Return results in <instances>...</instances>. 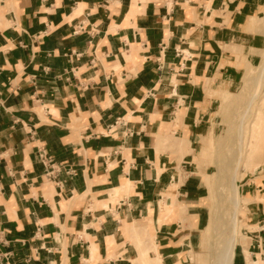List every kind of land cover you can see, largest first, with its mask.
Listing matches in <instances>:
<instances>
[{"label": "crops", "instance_id": "obj_1", "mask_svg": "<svg viewBox=\"0 0 264 264\" xmlns=\"http://www.w3.org/2000/svg\"><path fill=\"white\" fill-rule=\"evenodd\" d=\"M262 6L0 0V264H208L191 155ZM241 185L231 264H264V165Z\"/></svg>", "mask_w": 264, "mask_h": 264}, {"label": "rangeland", "instance_id": "obj_2", "mask_svg": "<svg viewBox=\"0 0 264 264\" xmlns=\"http://www.w3.org/2000/svg\"><path fill=\"white\" fill-rule=\"evenodd\" d=\"M256 16L249 18L246 29L258 34V47L242 52L231 46L232 50L239 52L241 70L236 83L229 88L209 91V96L218 98V105L205 135L200 138L198 146L191 155L194 172L202 178L206 196L205 203L208 206L206 220L208 224L201 236L203 253L206 258L204 261L208 264H215L214 258L228 249L224 241L233 231L232 219L234 217L237 220L234 228L235 238L239 234L238 215L246 201L241 197V184L249 178L250 174H258L264 165V137L263 135V139L259 137L264 127H258L264 121L259 122L258 120V125H255L258 118H264V106L262 105L264 81L261 93L256 95L249 104L251 96L256 94V87H253L252 80H247L248 76L250 79L258 77L260 67L264 64V0ZM247 101H249L248 104ZM242 117V130H240ZM253 127L255 136L258 134L255 141L261 140H257L259 143L254 141L251 148ZM236 193L239 197L235 212L233 205ZM235 238L232 241V247ZM142 260L144 264L160 263L159 260L151 262L152 260L147 256H143Z\"/></svg>", "mask_w": 264, "mask_h": 264}, {"label": "bare ground", "instance_id": "obj_3", "mask_svg": "<svg viewBox=\"0 0 264 264\" xmlns=\"http://www.w3.org/2000/svg\"><path fill=\"white\" fill-rule=\"evenodd\" d=\"M264 64H262L261 65V67H260V70H259V74H258V77H256V78H252V79H250V76H248V78H247V80H252L251 82H253L254 83V85H253V87L255 86L256 87V94L255 95H253V94H251V95H253V96H251V100H250V102L249 101H247V104H248V102H249V104H251V102H252V100L255 98V96L256 95H258L259 93H261V90H262V88H263V79H264ZM252 83V84H253ZM264 93V92H263ZM264 96V95H263ZM249 100V99H248ZM262 105L264 106V101L262 102ZM248 106V105H247ZM242 116V115H241ZM258 120H259V122L260 121H264V118L262 119V118H258L257 119V121H256V123H255V125L257 124L258 125ZM242 123H243V117L241 118V124H240V126H239V128H240V130H242ZM255 125H253L254 127H255ZM254 127H253V129H252V131H253V133H252V135H251V140H253L252 142H251V148H252V146H253V143H254V141H255V139H256V136L258 135H256L255 136V131H254ZM258 127H264V122H263V124L261 123V126H258ZM262 135H263V137H264V130H263V132L259 135V137L261 136V139H263V137H262ZM260 139V140H261ZM258 140V139H257ZM256 140V141H257ZM260 140H258V141H260ZM255 141V142H256ZM257 141V143H259ZM264 142V141H263ZM256 144V143H255ZM255 144H254V146H255ZM257 145V144H256ZM258 146H259V144H258ZM254 148V147H253ZM256 149V148H255ZM253 152H254V150H253ZM253 152H251L252 154H253ZM254 154H255V152H254ZM251 156V155H250ZM252 157V156H251ZM250 158V157H249ZM248 162H249V160H248ZM238 197H239V195H238V193H236L235 194V197H234V205H233V207H234V211L236 212L237 211V207H238ZM236 225H237V220H236V218L234 217L233 219H232V227H233V231H232V233L228 236V238L224 241V245L228 248L226 251H224L223 253H219L215 258H214V262H215V264H231V259H232V255H233V247H232V241H233V239L235 238V233L236 232H234V228L236 227ZM223 240V239H222ZM229 246V247H228Z\"/></svg>", "mask_w": 264, "mask_h": 264}]
</instances>
